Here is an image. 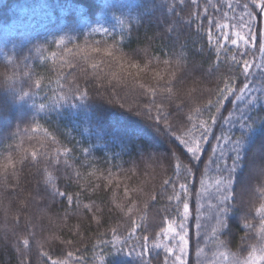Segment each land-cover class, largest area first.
<instances>
[{"label": "trees", "instance_id": "trees-1", "mask_svg": "<svg viewBox=\"0 0 264 264\" xmlns=\"http://www.w3.org/2000/svg\"><path fill=\"white\" fill-rule=\"evenodd\" d=\"M197 2L199 8L191 0L183 6L177 0H0V264H165L164 248L153 245L175 243L158 233L169 222L179 231L175 192L181 183L188 188L187 264H264L259 259L264 255V217L256 212L264 206V108L245 112V118L251 116L247 124L254 142L247 145L243 169L233 176L236 199L230 201L234 209L227 231L218 222L217 182L227 176L222 169L231 166L235 153L224 140L215 155L211 150L221 133L233 142L248 134L247 128L240 129L236 104L248 109L256 93L246 94L243 102L230 97L221 115L234 112V122L214 126L199 163L163 133L155 134L143 117L125 111L151 99L140 95L142 85L163 87L175 73L174 96L183 99L190 93L193 100L180 121L182 130H191L208 119L194 109L215 99L212 90L221 76L234 75L237 89L244 83L264 87L256 67L259 34L264 33V12L256 4L264 5V0ZM237 4H248L258 34L256 49L243 57L252 62L248 80L231 62L235 49L222 51L217 64L207 37L196 32L197 21L177 25L186 48H173L157 20L178 19L167 11L172 5L184 20L192 13L203 15L207 6L206 32L211 16L221 25H236L241 16L247 21L246 10ZM193 64L201 70L192 72ZM77 86L87 96H74ZM24 93L28 95L21 99ZM156 102L161 103L159 97ZM177 119L175 112L169 116L171 123ZM128 138L157 155L177 152L191 172L181 168L177 173L175 160L125 151L121 139ZM169 179L175 184L165 185ZM53 185L67 195H54ZM67 196L73 197L71 203ZM145 236L147 250L142 248Z\"/></svg>", "mask_w": 264, "mask_h": 264}, {"label": "snow or ice", "instance_id": "snow-or-ice-1", "mask_svg": "<svg viewBox=\"0 0 264 264\" xmlns=\"http://www.w3.org/2000/svg\"><path fill=\"white\" fill-rule=\"evenodd\" d=\"M180 6L184 5V0H177ZM251 3L256 4V0H250ZM191 3L195 5L197 8L200 7L197 0H191ZM216 12H219L220 9L216 5H210ZM257 7L260 8L261 12H264V5L256 4ZM153 7H156L153 4ZM237 7H242L246 10V15L248 20L245 21L244 17L241 16L237 21L236 25H221L216 22L214 16L208 17V24L209 28L206 32L203 31V17L208 16V7L204 8L203 15L199 12L192 13L189 15L187 20H184L183 17H179V14L176 13L175 5L170 6L167 11L175 13L178 19H168L165 18L162 21L157 18L159 23H162L164 27V32L162 33L163 36H166L171 42L172 47L176 48L179 46L180 48H186V44L181 43L180 33L177 29V25L183 21L189 25L192 24V21L195 20L198 22L196 26L197 33H203L204 36L207 37V43L211 49L215 50L217 55V64H219V57L222 51H225L228 48L235 49V54L231 57V62L234 66L239 67L241 69L240 75H243L245 80L252 75L250 69L252 67V62L243 59V57L249 54L250 50L256 49L257 47V39L258 34L253 31L255 26L254 24V17L253 13L248 10V4H237ZM229 10L232 9V4H228ZM233 19H236L233 17ZM238 26L240 28L239 31H226L225 29ZM213 27H215V31H213ZM259 63L256 64L257 69H259L260 78L264 79V33L259 34ZM111 55V53H109ZM183 59V57L181 58ZM241 61H243L241 63ZM167 65L169 61H164ZM135 67V65H133ZM201 69L196 65L193 64L191 66V71L196 72L200 71ZM215 71H218V66ZM159 76V74H157ZM162 79V77L160 78ZM234 75H229L227 77L221 76L218 80L217 87L212 90L215 94V99H209L206 103L200 104L198 107L194 109L195 114L197 116L202 115L203 113L208 114L207 120H199L198 123H194L192 125L191 130H182L180 121L183 120V110L186 106H190L193 102L191 94L186 93L185 97L182 99L178 96H174L172 91V85L175 82H178V77L175 73H173L172 77L165 82L163 87H144L141 86V93L140 95L143 97H151L148 100L146 105L140 106L137 104L135 107L129 106L125 111L128 113H132L135 117L140 118L143 117L146 121L148 127H150L153 132L157 135L163 133L166 135L170 141H174L176 145L182 150L183 154L189 155V158L197 163L200 162L201 155L204 150L205 144L208 142L209 137L213 134V128L218 123L221 122L223 124H233V117L234 112L229 111L226 117L222 116V109L224 108L225 104L229 102L230 97L235 96L237 102H243L247 96H252V93L255 92L256 95L251 99L248 109H242L239 107V104H236V110L241 113V115L237 118L240 122V129L243 131L245 128L248 129V134L241 140L238 139L235 142L231 141L227 136L221 133L220 136H216L217 144L212 147V152L215 155L217 152V148L220 147L219 142L221 140L227 141L228 143L233 144L232 151L235 153L234 158L232 160L231 166L225 164L222 171L227 173L223 179L217 182L218 191L221 193L220 204L222 205L219 208L218 217H219V224L220 226L227 231L229 224L228 221L230 219V213L234 209V205L230 203V201H234L236 199L235 194L233 193V188L235 185V181L233 176L237 173L238 169L242 170L244 165L242 163L244 156L247 153V145L251 142H254V138L252 136V127L251 125L247 124V120L251 119V116L245 118V112L250 111L252 107L259 106L260 108H264V87H260L259 89L253 88L250 83H244L243 87L237 89L234 84ZM220 83L223 86H220ZM76 93H79L80 98L87 96L86 91H81L80 88L77 86L75 89L74 96ZM211 94V93H210ZM247 94V96H246ZM24 95H28V93H24L20 98H24ZM157 97L160 98L161 103H157ZM176 100H179V103H175ZM235 103V102H234ZM174 104L173 111H169L168 107ZM43 107V106H41ZM118 107L124 108L123 104H119ZM153 109H155L156 115H153ZM213 109L215 110L213 112ZM173 112L177 115L178 119L176 123L169 122V116L173 115ZM192 116H188V123H192ZM264 123V121H262ZM175 129V130H174ZM177 132H181V135H177ZM193 133H197V135L193 136ZM188 136L189 139H185L184 137ZM121 143L124 145L125 151L135 150L141 157L147 156L149 159L156 158L158 160H175V170L179 173L180 169L183 168L185 172L190 173L191 169H189L186 165L182 164L180 159V154L175 151H170L169 155H157L152 152L149 148H147L144 144H136L134 138L128 139H121ZM37 155L36 152H32V156L35 158ZM223 152H221V156H223ZM185 179L187 177H184ZM165 185L168 184H175V181L172 179L166 180ZM179 192H175V199L177 204V214L181 216V221L178 225L179 231H177V227H174L171 222L168 223L167 228L162 229L158 235L165 237L166 239H170L175 241L172 246L167 244L159 245L155 244L153 247H163L165 250V257L164 262L168 264V261L171 260V264H187L185 259L183 258L185 255L186 247L188 245L187 239V231L185 229L184 221L188 219L189 214V204L186 202V197L188 195V188L186 184L181 183L179 184ZM175 191V189H174ZM53 193L54 195H58L60 197H64L67 194L65 192L59 191L53 185ZM183 193V198L181 196ZM38 195H44L41 193L39 189H37ZM69 203L72 202L73 197L67 196ZM155 199V197H153ZM172 198L169 197V200ZM183 202V214L181 215L179 212V205ZM85 207H89L85 205ZM256 212L264 217V206L261 208L256 209ZM264 223V221H262ZM199 228L200 226L197 225ZM243 228H252L251 224H244L241 225ZM143 245L142 248L147 250V241L148 237H143ZM29 241L25 239L23 241L24 245H28ZM264 252V249H262ZM143 254V253H141ZM44 255H47L46 253ZM71 256V253H69ZM261 261H264V255L259 257ZM51 264H62L59 260H52ZM146 264H150V262H146Z\"/></svg>", "mask_w": 264, "mask_h": 264}, {"label": "rangeland", "instance_id": "rangeland-1", "mask_svg": "<svg viewBox=\"0 0 264 264\" xmlns=\"http://www.w3.org/2000/svg\"><path fill=\"white\" fill-rule=\"evenodd\" d=\"M186 254H187V247H186V251H185V255H184V257L183 258H185V256H186ZM212 264H218V262L216 261V262H211ZM210 263V264H211Z\"/></svg>", "mask_w": 264, "mask_h": 264}]
</instances>
